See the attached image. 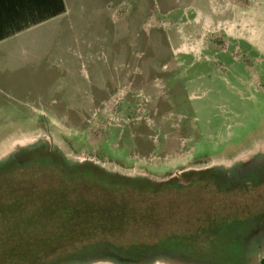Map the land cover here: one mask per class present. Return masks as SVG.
Returning a JSON list of instances; mask_svg holds the SVG:
<instances>
[{
    "label": "rangeland",
    "instance_id": "1",
    "mask_svg": "<svg viewBox=\"0 0 264 264\" xmlns=\"http://www.w3.org/2000/svg\"><path fill=\"white\" fill-rule=\"evenodd\" d=\"M68 5L67 30L39 35L48 64L0 56V164L44 139L66 156L69 167L87 161L137 177L146 172L123 170L116 157L142 160L155 145L153 155L159 156L164 139L194 147L201 158L235 154L264 140V0H68ZM55 180L43 187L54 188L51 197H57L54 205L64 218L67 207H58L59 196L67 194L73 204L77 199L72 187ZM91 199L88 194V201L98 202ZM107 214L101 220L97 211L88 221L98 227L85 226L66 242H61L65 227L57 226L56 256L45 255L39 264H119L87 258L103 252L72 258L98 243L102 250L150 243L205 264L244 258L240 243L219 235L172 241L157 231L151 237L159 239L148 243V224L116 229V211ZM31 215L23 234L43 243L54 230ZM147 259L139 264L182 262L169 255ZM253 261L264 264V243Z\"/></svg>",
    "mask_w": 264,
    "mask_h": 264
},
{
    "label": "flooded vegetation",
    "instance_id": "2",
    "mask_svg": "<svg viewBox=\"0 0 264 264\" xmlns=\"http://www.w3.org/2000/svg\"><path fill=\"white\" fill-rule=\"evenodd\" d=\"M164 140L159 156L153 155L157 151L155 145L153 153L142 160L130 155L124 160L116 157L114 163L123 170L139 168L146 172L137 177L132 172H112L87 161L69 167L66 156L44 139L25 148L26 154L22 156L20 151L13 152L0 164V264H39L45 255L55 258L56 245L74 239L73 233L85 226L98 227L88 221L97 211L101 220L105 211L107 217L116 211L113 218L119 225H115L116 229L148 224V243L159 239L151 237L157 231L172 241H183L188 237L209 240L218 235L229 238L240 243V252L244 255L237 264H254L259 245L264 243V140L235 154L222 153L204 158L195 156V148H187L185 143H178V139ZM43 178L50 180L46 182ZM55 179L66 188H69L66 185L72 187L73 200L77 199L73 204L72 197L61 193L57 205L67 207L64 218H60V210L55 208L57 197H51L55 195L54 188L49 187L48 192H44L46 187L43 186L51 181L57 183ZM113 192L116 194L112 195ZM88 194L91 200L95 201L97 197L98 202L88 201ZM125 198L129 202H121ZM71 204L76 206L75 214ZM30 213L35 222L40 220L54 230L43 243L37 236L25 237L23 234ZM57 226L65 227L67 232L61 242L55 241ZM91 228V232H95ZM223 230L229 232L224 234ZM133 246L136 248L132 249ZM100 247L103 246L98 243L85 248L79 256L72 258L103 252L87 258L139 264L146 258L165 259L169 255L182 261L180 264H205L180 251L150 247V243L148 246L133 243L121 250H102ZM24 257L27 259L19 263L18 260ZM169 261L175 264L173 260Z\"/></svg>",
    "mask_w": 264,
    "mask_h": 264
},
{
    "label": "crops",
    "instance_id": "3",
    "mask_svg": "<svg viewBox=\"0 0 264 264\" xmlns=\"http://www.w3.org/2000/svg\"><path fill=\"white\" fill-rule=\"evenodd\" d=\"M63 5L64 11L53 15L61 6L59 0H0V56L8 55L25 64L38 60L48 64V55L40 54L45 47L39 35L67 30L65 22L71 14L68 0H63ZM7 48L16 49L7 53Z\"/></svg>",
    "mask_w": 264,
    "mask_h": 264
},
{
    "label": "trees",
    "instance_id": "4",
    "mask_svg": "<svg viewBox=\"0 0 264 264\" xmlns=\"http://www.w3.org/2000/svg\"><path fill=\"white\" fill-rule=\"evenodd\" d=\"M60 2H61V6L59 7V8H57V10H56V12H55V14H53V15H56V14H58V13H61L62 11H64V5H63V0H59Z\"/></svg>",
    "mask_w": 264,
    "mask_h": 264
}]
</instances>
